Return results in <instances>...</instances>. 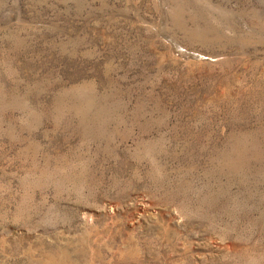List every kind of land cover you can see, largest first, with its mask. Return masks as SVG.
<instances>
[{
    "label": "rangeland",
    "instance_id": "1",
    "mask_svg": "<svg viewBox=\"0 0 264 264\" xmlns=\"http://www.w3.org/2000/svg\"><path fill=\"white\" fill-rule=\"evenodd\" d=\"M0 264H264V0H0Z\"/></svg>",
    "mask_w": 264,
    "mask_h": 264
}]
</instances>
